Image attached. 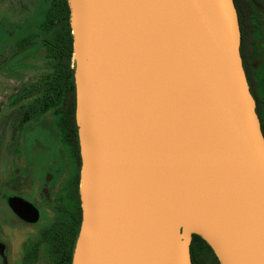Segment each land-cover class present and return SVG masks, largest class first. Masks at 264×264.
<instances>
[{
  "label": "water",
  "instance_id": "95a60500",
  "mask_svg": "<svg viewBox=\"0 0 264 264\" xmlns=\"http://www.w3.org/2000/svg\"><path fill=\"white\" fill-rule=\"evenodd\" d=\"M67 2L83 212L72 264H178L180 226L221 264H264V134L233 0Z\"/></svg>",
  "mask_w": 264,
  "mask_h": 264
},
{
  "label": "rangeland",
  "instance_id": "374dc122",
  "mask_svg": "<svg viewBox=\"0 0 264 264\" xmlns=\"http://www.w3.org/2000/svg\"><path fill=\"white\" fill-rule=\"evenodd\" d=\"M251 1L263 6L262 11H257L261 23L257 61L264 63V0ZM49 3L50 0H0V195L2 186L12 183L15 174L27 167L34 170L35 177L47 170L54 183H62L68 170L77 166L62 142L53 112L19 129L16 113L9 106L13 94L40 80L49 70L41 45L29 50L21 48L27 36H35L33 43L40 42L37 35ZM0 236L7 243L0 264H20L21 236L17 229L4 227L0 221Z\"/></svg>",
  "mask_w": 264,
  "mask_h": 264
},
{
  "label": "trees",
  "instance_id": "16d2710c",
  "mask_svg": "<svg viewBox=\"0 0 264 264\" xmlns=\"http://www.w3.org/2000/svg\"><path fill=\"white\" fill-rule=\"evenodd\" d=\"M238 13L241 33V56L250 86L256 101V111L264 134V63L257 61L258 40L261 31L257 11H262L258 2L233 0ZM259 8V9H258ZM38 43L35 36H27L21 42L22 50L39 44L45 51L48 71L40 80L11 96L9 106L16 113L17 127L23 129L29 122L38 120L49 112L56 116L63 144L75 156L78 163L77 187L79 190L81 155L76 122V79L74 36L70 25V8L67 0H50L40 25ZM34 45V46H33ZM192 264H221L210 245L199 235L193 234L190 241ZM72 249L69 264H72Z\"/></svg>",
  "mask_w": 264,
  "mask_h": 264
},
{
  "label": "flooded vegetation",
  "instance_id": "af4514ba",
  "mask_svg": "<svg viewBox=\"0 0 264 264\" xmlns=\"http://www.w3.org/2000/svg\"><path fill=\"white\" fill-rule=\"evenodd\" d=\"M77 166L68 170L62 183H54L47 170L35 177L34 170L27 167L15 174L12 183L2 186L0 221L4 227L16 228L21 236L20 264H69L83 215ZM5 241L0 236L4 254Z\"/></svg>",
  "mask_w": 264,
  "mask_h": 264
},
{
  "label": "bare ground",
  "instance_id": "6f19581e",
  "mask_svg": "<svg viewBox=\"0 0 264 264\" xmlns=\"http://www.w3.org/2000/svg\"><path fill=\"white\" fill-rule=\"evenodd\" d=\"M179 230L182 237V241L179 250L178 264H184L185 250L194 232L192 229L185 228L183 226H180Z\"/></svg>",
  "mask_w": 264,
  "mask_h": 264
},
{
  "label": "crops",
  "instance_id": "0c3cea01",
  "mask_svg": "<svg viewBox=\"0 0 264 264\" xmlns=\"http://www.w3.org/2000/svg\"><path fill=\"white\" fill-rule=\"evenodd\" d=\"M261 32V31H260ZM257 54H258V52H257Z\"/></svg>",
  "mask_w": 264,
  "mask_h": 264
}]
</instances>
